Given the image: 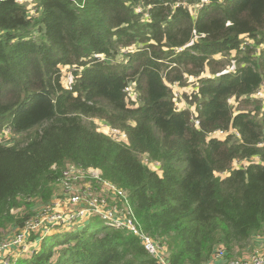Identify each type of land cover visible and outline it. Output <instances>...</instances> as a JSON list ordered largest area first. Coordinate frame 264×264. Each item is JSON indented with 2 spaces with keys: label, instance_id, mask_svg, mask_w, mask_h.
<instances>
[{
  "label": "trees",
  "instance_id": "trees-1",
  "mask_svg": "<svg viewBox=\"0 0 264 264\" xmlns=\"http://www.w3.org/2000/svg\"><path fill=\"white\" fill-rule=\"evenodd\" d=\"M201 2L0 0V238L69 166L123 189L169 264L264 236V0ZM82 223L32 235L16 264H160L128 232Z\"/></svg>",
  "mask_w": 264,
  "mask_h": 264
},
{
  "label": "built area",
  "instance_id": "built-area-1",
  "mask_svg": "<svg viewBox=\"0 0 264 264\" xmlns=\"http://www.w3.org/2000/svg\"><path fill=\"white\" fill-rule=\"evenodd\" d=\"M208 0H202L200 8ZM125 91L130 97L133 93L130 87ZM136 98L137 95L135 94ZM259 98L264 94L259 93ZM199 125V122H196ZM107 127V126H106ZM109 128V127H107ZM113 133L120 134L121 139L126 135L117 129ZM234 131H216L215 134L227 136ZM5 137L9 138L10 129L3 128ZM238 135V134H237ZM1 143V142H0ZM85 179L84 183L81 180ZM63 193L53 198L51 204L43 205L36 211L35 216L24 227L4 238L0 243V264H16V259L23 255L29 246L32 235L45 236L59 228L71 229L77 223L85 222L92 217L103 220L112 229L123 230L137 237L144 249L160 264H169L165 246L142 231L129 205L127 193L114 183L103 178L98 168L80 169L70 166L63 174ZM59 181V182H60ZM39 241H36L38 243ZM35 243V244H36ZM12 257L15 259L12 260ZM264 264V250L250 256L228 258L224 248H218L208 264Z\"/></svg>",
  "mask_w": 264,
  "mask_h": 264
},
{
  "label": "rangeland",
  "instance_id": "rangeland-1",
  "mask_svg": "<svg viewBox=\"0 0 264 264\" xmlns=\"http://www.w3.org/2000/svg\"><path fill=\"white\" fill-rule=\"evenodd\" d=\"M29 3H31V2H29ZM63 74L69 75L70 73H69L67 70H64V71H63ZM69 79H70V78H68V79L65 80L67 85H69V83H70V82H69ZM131 90H132L133 93H135L132 87H131ZM187 90H189V88H187L186 91H187ZM259 93L264 94V87H262L260 90H258V92H257V94H256L257 97L259 96ZM176 94H177V96H178V101L181 102V104H180L179 106H180V107H184L183 109H185V108H190L188 100L185 99L183 96H181V92H180V90H176ZM130 99H131L132 101H134V102L137 101V98H136L135 94H133L132 97H131ZM231 103L237 105V103H235L234 100H232ZM95 124H96V126H97V128H98V130H99L100 132H102V133H104V134H106V135H109L110 137H112V138L115 139V140H118V141H125V140L127 139V135H126L125 132H123V131H120V132H121V133H124V134L126 135V139H121L120 134L113 133L110 127L107 128L106 125H104V124H103L101 121H99V120H95ZM195 124H196V120H195ZM118 131H119V130H118ZM2 135H3V137H5V135H4V133H3V130H2ZM212 136H215V137L220 138V139H224V138L226 137V136L223 137V136H220V135H218V134H215V132L212 134ZM11 137H12V138H11ZM9 138L13 139V136L11 135V136H9ZM9 138L5 137V141H8ZM0 140H1V138H0ZM17 141H18V138H17ZM1 142H2V141H1ZM10 142H12V140H11ZM142 160H143V162H144L145 164H147L148 166H150V167H152V168H154V169L157 168L155 165H153V162H152V161H149V159H148L147 156H143ZM69 167H70V166H69ZM69 167H68V168H69ZM221 176H223V175H221ZM84 181H85V179H82V180H81V183L83 184ZM54 187H55V191H54V196H53V198L58 197L59 194L63 193V181H60V182L58 181V182L54 185ZM53 198H52V200H53ZM52 200H51V201H52ZM33 201H35L36 203L38 202L37 200H33ZM33 201H32V202H33ZM51 201H50L49 203H47V204H51ZM43 205H46V204H41V205L36 206L35 210L38 211L39 208H40L41 206H43ZM80 224H83V223H77L76 225H80ZM76 225H75V226H76ZM17 229H18V228H14V229H12V230L7 231V232L4 234V236H3L2 238H0V243L2 242V240H3L4 238H6V237H8V236H10V235H12V234H14V233L17 231ZM71 229H72V228H71ZM37 246H38V245H36V244L29 246L28 249H27V251H26L23 255H21V256H19V257H22V258H28V257L30 256V254L33 252V249L36 248ZM245 248H246V249H245ZM245 248H244L245 250H243V249H242V250H239L238 248H235L234 251H233V253H232L233 258L247 257V256H250V255H252L253 253H255V252H257V251L264 250V236H263L262 238L259 237V238H257L256 240H255V238H254V239H251L250 242L247 244V246H246ZM13 259H15V257H12V260H13ZM16 260H19V259H16ZM215 264H216V263H215Z\"/></svg>",
  "mask_w": 264,
  "mask_h": 264
}]
</instances>
